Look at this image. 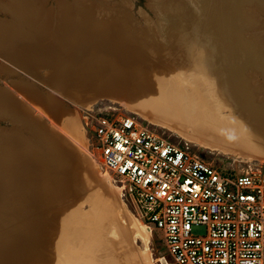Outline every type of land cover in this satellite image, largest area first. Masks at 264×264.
Wrapping results in <instances>:
<instances>
[{
    "label": "rangeland",
    "instance_id": "1",
    "mask_svg": "<svg viewBox=\"0 0 264 264\" xmlns=\"http://www.w3.org/2000/svg\"><path fill=\"white\" fill-rule=\"evenodd\" d=\"M165 1L78 0L76 6L63 16L60 14L58 20L48 22L49 29L47 27L44 34L30 30L29 37L16 45L7 38L9 35L4 36L0 28V129H5L0 130V264H80L92 244L95 231V221H92L99 207L97 204L104 205L111 213L108 232L112 236L109 237L115 239L120 264H174L159 232L150 229L142 219L128 183L103 165L93 135L99 116L133 117L144 127L188 148L205 161L237 172L251 169L264 172V150L240 147L235 142L211 138L199 120L165 116L160 110L163 106L159 104V97L155 93L148 95L149 84L137 80L139 77L132 70L133 73H114L110 63L105 68L102 66L100 60L107 54H110L109 62H115L117 53L124 61L128 55L140 54L153 64L154 53L158 52V59H163L168 49L172 51L176 48L179 50L177 59L181 66L176 63L177 68L174 67L172 71H184L183 75L187 77L182 78L183 81L189 84L217 82L235 88L244 86L249 89L250 102L257 107H264V103H257L260 97L264 98V76L259 75L262 71L252 67L258 72L255 79L251 78L253 85L260 84L257 89L252 88L254 86L245 77L250 73L251 63L257 62L259 57L258 43L251 39L244 40L240 35L245 31L244 25H240L238 19L232 24L226 22L225 18L219 26L223 34L229 35V32L232 35L230 43L224 36L228 44L251 47L253 61L243 58L241 53L229 58L226 51H215L213 40L210 39L214 36L212 23L204 24L205 28L202 25L193 26L194 29L191 27L193 35L190 40L183 32L170 36L172 21L168 16L173 14L171 9L170 12L165 9ZM178 1L186 3L201 18L211 22L219 16V10L227 6L229 0ZM68 3L73 2L66 1L63 5ZM230 3V13L236 8L240 17L242 2L232 0ZM47 4L52 6L56 2L47 0ZM8 16L0 10L1 25L11 21ZM46 19L41 17L40 22ZM258 19L263 24L255 30V34L264 35V14L263 18ZM12 32L14 41L21 39L16 32ZM173 38L175 47L171 42L170 48L161 49L162 46L170 45V39L172 41ZM102 43L110 53L95 50V46L101 48ZM214 43L220 42L217 40ZM21 45L24 51H18ZM203 47L206 48V55H200L198 59L187 56L188 50L198 53ZM118 49L122 51L111 52ZM8 51L23 56V60L13 61L7 56ZM87 56L94 58L95 65L99 66L97 69H89L85 61ZM223 56L228 62L221 61ZM201 63L206 65L203 70L205 75ZM102 77L107 78L100 82ZM120 85L126 90L118 94L114 91ZM152 114H156L159 120ZM222 143L227 147H222ZM84 162L92 164L86 163L87 166H84ZM69 167L72 169L73 181L80 180L85 184L79 193H73V182L70 185L67 180ZM54 176L63 181L55 184L46 182H53ZM49 193L52 196L50 202L44 200V196ZM92 212L94 215L91 214V217Z\"/></svg>",
    "mask_w": 264,
    "mask_h": 264
},
{
    "label": "built area",
    "instance_id": "2",
    "mask_svg": "<svg viewBox=\"0 0 264 264\" xmlns=\"http://www.w3.org/2000/svg\"><path fill=\"white\" fill-rule=\"evenodd\" d=\"M93 135L174 264H264V172L205 161L130 116H99Z\"/></svg>",
    "mask_w": 264,
    "mask_h": 264
},
{
    "label": "bare ground",
    "instance_id": "3",
    "mask_svg": "<svg viewBox=\"0 0 264 264\" xmlns=\"http://www.w3.org/2000/svg\"><path fill=\"white\" fill-rule=\"evenodd\" d=\"M53 1L56 2L57 6L54 4H52V6H49L47 4V0H0V10L4 13H7L10 16V17L8 16L9 17L8 19H11V21H9L8 24H6V25H1V23H0V28H2V32L5 33L4 36L9 35L7 38L10 39L14 45H16L17 42H20V41L29 37L30 30L35 31L38 34L40 32V35L44 34L43 32H45L47 30V27L49 29L48 22H50L51 20L55 21L58 16H61V15L63 16V14H65V12H67V10H70L71 8L76 6L78 0H72L73 3H68L65 6L63 4L66 1H71V0H62V1L53 0ZM231 1L232 0L227 1V6L223 7V9H221V10H219V8L217 9L218 4L216 3L217 4L216 9L220 11V14L217 18L215 17L216 19H213V21L207 22L204 18H201V16L196 14L192 8L188 7L186 5V3H184V2L181 3L182 1L179 2L178 0H166L165 1V3H166L165 9L166 10L169 9V12L171 9L172 10L171 13L173 14L170 16L167 15L169 17V20L172 21L170 24L171 25V29H170L171 33L169 32V35L175 36V35H178L179 32H183V34L185 36L187 35L189 37V40H190V39H192L191 35H193L191 33V31L193 32L191 27L193 28V26H194V28H196L197 25L198 26L202 25V27L205 28L206 26L204 27V24L212 23L213 24L212 28L214 29V36L211 37L210 39L213 40L212 46L215 49V51H217L216 49H218V51L221 50L220 51L221 53H224V51H226L228 53L226 55L229 58L236 57V56H238V53H241V54H243V58H247L249 61L250 60L253 61V59H252L253 55H252L251 47L247 46V47L242 48V47L238 46L236 43L228 44L226 42V39L224 38V36L225 35L227 36V38H228L227 40L229 42L232 35L229 32H228L229 35L223 34L221 31V28H220L221 26H219L221 23H223V20L225 18H226L225 21L227 20V21H229V23L231 22L232 24L234 23V21L236 22V20L238 19L240 21V25H244L243 28L245 30V31H243V35L240 34L241 37L244 40L251 39L252 41L258 43L257 44V47H258L257 52H258V57H259L258 61L255 63L250 62L252 64V66H250V68L248 67L249 68L248 72H250V73L248 75L246 74V76H245L246 79L248 80V83L251 86H254L252 88L257 89V88H259L257 86L260 84L255 83L253 85L251 78L255 79L256 75H258V72L254 71V69L252 67L256 68L257 70L262 71V73H259V75L264 76V35H259L257 33L255 34V30L259 29L261 27V25L263 24L262 20H259L258 17L263 18L264 0H240V2H242V4H241L242 8L240 10V12H241L240 17L237 15L236 8L230 13L228 6L231 5V3H230ZM214 2H215V0H214ZM94 3H95V1H94ZM229 3H230V5H228ZM209 4H211V1L209 2ZM88 7H90V6H88ZM97 7H98V5H97ZM233 7H234V4H232V8ZM60 8H64L62 10V12L59 11ZM97 11H98V9H97ZM57 13H58V15H57ZM70 13H71V11H70ZM77 13L78 12H76V14ZM258 14H259V16H258ZM216 16H217V14H216ZM41 17L47 18L46 21L41 23L40 22ZM86 18H87V15H86ZM78 20H79V18H78ZM84 25H83V27H84ZM215 25H217V28ZM165 29H166V27H165ZM195 30H197V29H195ZM12 31L16 32L17 36H21L20 37L21 39L20 40L17 39V41H14L13 40L14 36L13 35H12L13 37L11 36V34H13ZM2 32L0 31V35ZM197 32H198V30H197ZM183 40H184V38H183ZM217 40H219V42H220L219 44L214 43ZM239 41H240V39H239ZM171 42L175 47V44H174L175 40L173 38L172 41L170 39V45L167 44L165 46H162L161 49L167 48L168 46H169L168 48H170L172 46ZM176 43H177V40H176ZM222 43H223V45H226V46H224V48L222 47ZM12 45H11V47H12ZM100 45H102V46H100L101 48H98L97 46H95V50L97 49V51L98 50L108 51L107 50L108 48L106 47L105 44L103 45V43H102ZM217 45H219V47ZM86 47H87V45H86ZM202 49L203 50L202 51L200 50V52H198V53H196V52L191 53L190 50H188L187 56L198 59V57L200 55L202 56V55L207 54L206 51L204 52V50L206 48L203 47ZM12 50L14 51L13 47H12ZM79 50H80V48H79ZM95 50L92 52H95ZM168 50H169L168 52L164 53L163 59H158V52L156 53L157 55L154 53L153 58H155V63H153V64H150L149 60H146V57H144L140 54L136 55V56H134L133 54L128 55L127 57L124 56L125 59H127L124 61L123 59L120 58L121 57L120 54L117 53L116 56H118V58L115 59V62H114V60L112 62H109V60H111L110 54H107V55H103L102 56L103 59L100 61H102L101 64L104 68H105V66H109V63H110V65H112L110 67L115 71L114 73H117L118 71L123 72V73L125 71L128 73L134 72V75L137 76V78L139 77L137 80L141 79L140 80L141 82H143V83L147 82V84H149V86H150L149 90L147 91L148 95L155 93V96L159 97V101H160L159 104L163 106L160 108V110L165 116H171V117H174L175 119L180 117L179 119H182V120H187V118L190 120H194V119L196 121L199 120L203 124L201 126V124L197 123V125L201 126L203 129H205L207 131L208 135H211V138L219 139L222 142H225V141L228 143H234L235 142L236 144H239L240 147L258 148V149L264 150V107L263 106L257 107L256 105H254L253 103L250 102L249 99H251V97H250L249 89L247 87H244V86L243 87L239 86V88H237V87L235 88L234 86L222 85V84L217 83V82L216 83L215 82H205L202 84H198L197 82H193V83L189 84V83L182 80V78L186 79V77H187L186 75H183V74H185L184 71H181V69H174L175 72L172 71V69L176 66L175 65L176 63L178 64V66L179 65L181 66L180 60L177 59L179 50H176V48L172 51H170V49H168ZM18 51H24L23 45L19 46ZM113 51L114 52H118V51L121 52L122 49L111 50V52H113ZM215 51H212V53H214ZM15 52H16V50H15ZM108 52L110 53V51H108ZM81 53H82V51H81ZM253 53H254V50H253ZM7 56L9 58H11L13 61L23 60V56H21V55L18 56L16 54H13L12 52H9ZM223 57H224V59H221V61L225 60L226 62H228L227 61L228 59L225 56H223ZM215 58H217V56ZM85 61L87 63L86 65L89 67V69H91V68L97 69L99 67V66L97 67V65H95V60L93 57L88 58V56H87ZM171 65H173V66H171ZM214 65H217V63L216 64L214 63ZM200 67L203 68L202 69V71H203L205 69L206 65L202 64V66H200ZM175 68H177V67H175ZM234 68H237V67L235 66ZM231 69H233V68H231ZM130 70H132L133 72ZM203 72L205 75V71H203ZM214 72H216V71H214ZM228 76H229V74H228ZM104 78H107V77H102L100 79V82H103ZM62 88H64V87H62ZM115 88L117 89V90L115 89L116 91L113 90L114 88L111 91H114L118 94H120L126 90L123 85L117 86ZM100 89H101V91H103L102 88H100ZM141 94L145 95L142 92H141ZM132 96L135 97L136 95H132ZM122 97H123V95H122ZM258 101H257V103L262 104V103H264V98L260 97ZM156 104H158V103H156ZM53 106H54V104H53ZM139 107H141V106H139ZM134 108H136V107H134ZM146 110H147V108H146ZM225 111L228 113L230 112V113L224 114L223 112H225ZM152 115L156 116V114H152ZM159 115H161V114H159ZM177 116H179V117H177ZM168 118L170 119V117H168ZM168 118H165V119H168ZM157 119L159 120L158 117H157ZM188 127H189V124H188ZM0 130H5V129H0ZM17 131H18V129H17ZM3 133L4 132H2V134ZM192 133H194V131ZM0 134H1V132H0ZM201 136H200V138H201ZM195 137H197V135ZM198 137H199V135H198ZM203 140H205V139H203ZM205 142H207V141H204L203 143H205ZM210 144H213V143L210 142ZM217 144H215V145H217ZM218 146H220V145L218 144ZM228 146L230 147V145H228ZM222 147L226 148L227 145L224 146V144H223ZM4 148L5 147H2V149H4ZM226 150H228V148ZM238 150L240 151V149H238ZM82 159L86 160V158H82ZM87 161H88V159H87ZM0 163L2 164V162H0ZM86 163L84 162L82 164L84 166H87V164L89 162L87 164ZM90 163L92 164V162H90ZM0 166H2V165H0ZM69 168L70 169H69V171H67V175H66L67 180L70 183V185L73 182V193H79L80 191H82L84 189L85 184L83 183V181H80V180H78L77 182H74L72 169H71V167H69ZM53 180H54L53 182H51L49 180H48L49 182L48 181H46V182L49 184L50 183L55 184V183H57V181L59 183H61L63 181L60 177H55V176H54ZM47 183H44V184H47ZM40 184H42V183H40ZM64 188H66V186ZM70 189H71V187H70ZM44 192L45 191H43V193ZM47 195L48 196H44V200L50 202V200L52 199V196H50V193ZM79 198H80V196H79ZM90 200L92 201V199H90ZM90 204H93V203H90ZM97 206H99V207L95 213V216H94L95 219L92 221V222L95 221V231H94V234L92 236V244H91L89 250L86 251L84 258H83V261L80 264H120L121 258L116 252L115 239H112L111 234H109V232H108V230L111 227V226H109V221H108L111 217V213L108 210V208L105 207L104 205L100 206L99 204H97ZM81 214H83V213H81ZM91 214L94 215L93 212L90 213V216H91ZM84 217H87V216H84ZM87 219H88V217H87ZM79 220H81V219H79ZM90 220H92V219H90ZM77 221H78V219H77ZM82 221H84V220H82ZM77 228L79 230V227H77ZM72 231H70V233H72ZM109 236H111V237H109ZM73 238H76V236ZM117 238H118V235H117ZM59 239H61V237ZM77 239H79V238L77 237ZM71 247H73V246L71 245ZM85 249H86V247H85ZM47 258H48V256H47Z\"/></svg>",
    "mask_w": 264,
    "mask_h": 264
},
{
    "label": "snow or ice",
    "instance_id": "4",
    "mask_svg": "<svg viewBox=\"0 0 264 264\" xmlns=\"http://www.w3.org/2000/svg\"><path fill=\"white\" fill-rule=\"evenodd\" d=\"M117 147H119V145H117ZM128 167H129V168H132V164H131V162H129ZM133 170H135V169H133ZM154 179H155V177H153L152 175H149V176L147 177V180H148V181H153ZM163 187L167 188L168 185L165 184V185H163ZM161 195H166V193H161ZM169 199H171V197H169Z\"/></svg>",
    "mask_w": 264,
    "mask_h": 264
}]
</instances>
